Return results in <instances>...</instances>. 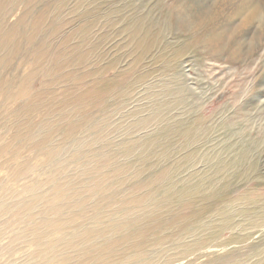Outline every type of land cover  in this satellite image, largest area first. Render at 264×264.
Here are the masks:
<instances>
[{
  "label": "rangeland",
  "instance_id": "374dc122",
  "mask_svg": "<svg viewBox=\"0 0 264 264\" xmlns=\"http://www.w3.org/2000/svg\"><path fill=\"white\" fill-rule=\"evenodd\" d=\"M0 264H264V0H0Z\"/></svg>",
  "mask_w": 264,
  "mask_h": 264
}]
</instances>
